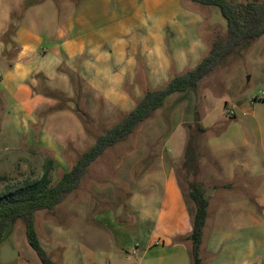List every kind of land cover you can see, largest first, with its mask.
I'll list each match as a JSON object with an SVG mask.
<instances>
[{
	"label": "rangeland",
	"instance_id": "rangeland-1",
	"mask_svg": "<svg viewBox=\"0 0 264 264\" xmlns=\"http://www.w3.org/2000/svg\"><path fill=\"white\" fill-rule=\"evenodd\" d=\"M182 1L190 8L202 11L205 21L202 36L210 49L213 40L227 30L220 9ZM226 1L234 5L248 1L264 2ZM81 2L0 0V15H13L10 34L20 15H53L51 4L60 7V15H68L72 11L70 9H75ZM67 74V82L63 86L40 88L46 100L36 108L32 116L34 124L26 123V134H18L12 126L13 100L6 91L2 92L0 192L17 182L40 179L46 160L54 163L52 179L53 185L57 184L102 134L119 124L137 106L146 92L138 99L132 96L130 87H127L131 98L125 103L109 104L80 82L77 76L68 71ZM165 84L154 83L151 89H160ZM176 139L186 142L181 149L177 146L171 149L177 154L173 166L190 210L191 225L196 207L190 197V186H202L201 173L205 165L206 172L213 180L224 182L234 179L235 184L224 197L207 193L211 203L204 241L209 231L217 226L224 230L249 232L257 239L255 246L258 256L254 264H264V252H261L264 251V227H248L244 219H237L238 210L232 208L233 204H237L240 206L238 213L244 214L242 205L246 208L248 200L252 198V201L259 202L264 198V37L238 48L225 58L212 74L200 82L196 91L188 90L168 97L133 133L109 148L93 168H88L76 191L54 210L40 211L34 215L41 245L55 264H64V252L73 253L79 244L89 246L97 254L98 264H104L99 258L104 252L107 254L105 262L119 264L109 258L117 254L126 256V252L100 232L97 217L108 212L119 224L115 217L117 206H131L130 196L137 190V179L144 170L155 165L165 142ZM53 146L59 147L53 152ZM234 162L246 163L253 177L246 180L241 168L236 166L237 171L233 170L231 163ZM246 184L250 186L252 194L249 198H244L246 193L242 186ZM94 189L98 195H95ZM106 199L105 206L101 200ZM102 209L104 211L99 213ZM256 212L257 218L262 219V209L257 207ZM131 246L135 249L136 242ZM191 249L192 246L189 251ZM137 254H141V251ZM77 257H74V262L83 264L81 260L75 261ZM188 259L189 264H193L190 252ZM0 264H42L26 237L24 219L13 222L0 242Z\"/></svg>",
	"mask_w": 264,
	"mask_h": 264
},
{
	"label": "crops",
	"instance_id": "crops-1",
	"mask_svg": "<svg viewBox=\"0 0 264 264\" xmlns=\"http://www.w3.org/2000/svg\"><path fill=\"white\" fill-rule=\"evenodd\" d=\"M70 10L68 15H60V7L51 4L53 15H20L10 34L13 15H0V97L6 91L13 100L12 126L18 134H26V123L34 124L32 116L46 100L40 88L63 86L67 71L105 103L119 104L131 94L140 99L152 84L168 83L174 76L194 69L209 49L202 36V11L190 8L182 0H82ZM185 143L181 139L165 142L155 165L137 179V190L130 196L131 206H117L115 217L119 224L108 212L97 217L100 232L126 252V256L117 254L109 259L119 264H189L192 243L187 238L193 226L173 166L177 154L171 149H181ZM58 147H51L52 151ZM236 166L246 180L253 177L246 163H231L235 171ZM201 178L206 196L212 193L224 197L235 184L234 179L213 180L205 165ZM242 188L244 198L251 197L250 186ZM208 200L210 206L211 198ZM107 201L101 203L105 205ZM251 201L248 200L247 210L242 205L244 214L238 213L240 206L232 205L238 210L236 217L244 219L248 227H264V198ZM257 207L262 209V219L257 218ZM217 227L205 238L200 253L202 264H254L258 256L256 236ZM64 254V264H76L77 255L75 261L83 264H98L99 260L83 244L73 253ZM99 258L104 264H111L105 262V252Z\"/></svg>",
	"mask_w": 264,
	"mask_h": 264
},
{
	"label": "trees",
	"instance_id": "trees-1",
	"mask_svg": "<svg viewBox=\"0 0 264 264\" xmlns=\"http://www.w3.org/2000/svg\"><path fill=\"white\" fill-rule=\"evenodd\" d=\"M206 7H218L226 20L225 34H219L211 43L208 54L192 70L175 76L160 89H147L137 106L113 128L102 134L96 143L83 153L59 182L53 185L54 163L46 160L40 179H27L11 184L0 192V242L13 222L24 219L26 237L42 264H55L42 247L35 229L34 215L40 211H52L68 195L76 191L88 168L109 148L134 132L137 126L158 110L168 97L175 93L196 91L200 82L212 74L221 62L238 48L264 37V2L248 1L234 5L226 0H187ZM201 129V128H200ZM199 129V130H200ZM190 197L196 213L192 232L187 240L192 243L190 255L193 264H202L201 249L204 229L208 220L209 200L202 186L192 184Z\"/></svg>",
	"mask_w": 264,
	"mask_h": 264
}]
</instances>
